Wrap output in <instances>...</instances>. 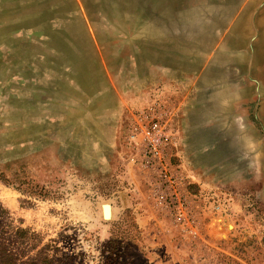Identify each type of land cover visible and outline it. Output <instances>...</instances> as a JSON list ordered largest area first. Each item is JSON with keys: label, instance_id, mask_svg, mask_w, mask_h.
<instances>
[{"label": "rangeland", "instance_id": "obj_1", "mask_svg": "<svg viewBox=\"0 0 264 264\" xmlns=\"http://www.w3.org/2000/svg\"><path fill=\"white\" fill-rule=\"evenodd\" d=\"M1 209L48 264H264V0H0Z\"/></svg>", "mask_w": 264, "mask_h": 264}, {"label": "built area", "instance_id": "obj_2", "mask_svg": "<svg viewBox=\"0 0 264 264\" xmlns=\"http://www.w3.org/2000/svg\"><path fill=\"white\" fill-rule=\"evenodd\" d=\"M148 117H137L129 128L127 140L135 149L139 164L156 175L155 185L161 188L162 198L171 203L181 181L170 161L175 139L161 116L151 114Z\"/></svg>", "mask_w": 264, "mask_h": 264}, {"label": "trees", "instance_id": "obj_3", "mask_svg": "<svg viewBox=\"0 0 264 264\" xmlns=\"http://www.w3.org/2000/svg\"><path fill=\"white\" fill-rule=\"evenodd\" d=\"M16 221L17 223H14ZM39 242L37 234L26 226L21 219L14 218L9 212L0 210V264H48L47 258L32 250Z\"/></svg>", "mask_w": 264, "mask_h": 264}, {"label": "bare ground", "instance_id": "obj_4", "mask_svg": "<svg viewBox=\"0 0 264 264\" xmlns=\"http://www.w3.org/2000/svg\"><path fill=\"white\" fill-rule=\"evenodd\" d=\"M109 213V208L105 207V215H108Z\"/></svg>", "mask_w": 264, "mask_h": 264}]
</instances>
